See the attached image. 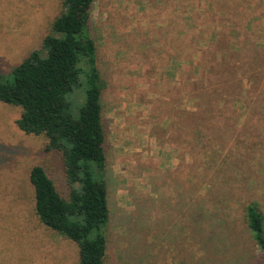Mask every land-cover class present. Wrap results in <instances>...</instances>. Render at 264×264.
<instances>
[{"label": "rangeland", "instance_id": "374dc122", "mask_svg": "<svg viewBox=\"0 0 264 264\" xmlns=\"http://www.w3.org/2000/svg\"><path fill=\"white\" fill-rule=\"evenodd\" d=\"M61 8L0 0L3 80ZM89 31L104 81V264H264L244 216L252 201L264 224V0H94ZM214 90L226 92L215 109L229 123L187 118ZM20 113L0 101V264H79L78 244L34 210L35 166L67 197L61 155L18 127ZM215 133L216 170L201 166L198 180Z\"/></svg>", "mask_w": 264, "mask_h": 264}, {"label": "trees", "instance_id": "16d2710c", "mask_svg": "<svg viewBox=\"0 0 264 264\" xmlns=\"http://www.w3.org/2000/svg\"><path fill=\"white\" fill-rule=\"evenodd\" d=\"M93 2L62 0L61 11L40 46L15 67L11 80L0 75V101L21 108L18 127L26 134L46 136L45 149L61 155L67 197L43 167L35 166L30 171L34 210L47 228L78 244L79 264H104L110 219L101 99L104 81L89 31ZM212 95V101H204L202 96L199 113L187 118L210 125L229 123L220 119V111L215 109V103L227 98L226 92L214 90ZM75 107L77 116L73 115ZM214 138L199 160L198 180L206 176L205 171L200 172L201 166L216 170L220 144L216 133ZM244 216L264 258L263 215L251 201L245 205Z\"/></svg>", "mask_w": 264, "mask_h": 264}]
</instances>
